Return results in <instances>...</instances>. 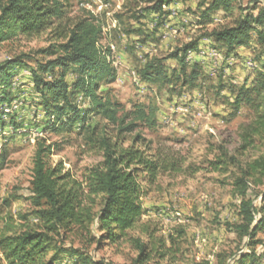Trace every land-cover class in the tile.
Masks as SVG:
<instances>
[{
  "label": "rangeland",
  "instance_id": "1",
  "mask_svg": "<svg viewBox=\"0 0 264 264\" xmlns=\"http://www.w3.org/2000/svg\"><path fill=\"white\" fill-rule=\"evenodd\" d=\"M153 1L69 0L66 14L71 22L91 16L101 25L100 44L110 49L115 78L102 84L99 91L115 103L118 115H127V123L136 107L150 105L157 109L156 128L136 122L132 132H122L124 140L119 144L127 146L140 135L138 143L146 144L174 168L160 171L152 182H141L140 223L147 230L137 227L114 242L98 241L102 232L93 224L88 230L75 228L60 233L55 237L56 243L79 249L103 264H234L249 251L247 239L239 238L231 226L239 222L241 201L235 181L249 163L264 159V127H258L259 97L254 92L246 93L237 108L232 103L241 88H251L259 74L264 76V53L254 35L247 46L229 55L224 54L220 44L202 37L196 50L188 53L205 49L213 52L214 59L212 53H204V60L189 54L187 64L201 67L194 88H182L181 82L173 79L145 82L138 72L150 58L160 59L167 74L178 72V62L169 56L173 51L213 28L232 26L246 14L256 16L258 9L264 8V0H234L230 10L219 11L211 15L210 21L203 22L199 20V0H171L163 6L162 10L169 13L163 20L149 9ZM137 29L141 33L128 34ZM53 38L45 32L0 41V61L21 57L33 67L36 61L49 59L39 51L54 43ZM231 59V63L221 62ZM73 78L74 74L66 76L69 81ZM0 90L8 93L7 100L0 102V112L4 104L15 100L20 103L15 122H11V115L2 117L4 124L0 128L5 133L0 138L1 144L5 143L0 151L1 237L21 228L42 227L31 193L38 138L54 145L47 157L48 166L77 180H82L87 170L103 158L98 143L85 138L87 133L80 124L44 129L48 118L38 105L40 98L27 67L14 69L9 87ZM76 103L81 111L89 107V100L81 94ZM105 124L114 136L118 128L99 116L89 115L86 122L96 125L95 138L101 136ZM258 178L255 174L247 185V194L257 206L263 205L264 193V176L257 184L254 181ZM8 227H13L10 233ZM256 237L264 243V230ZM137 240L149 247V258L144 262H137ZM255 251L264 254V244L255 246ZM72 263L69 255L61 258V264Z\"/></svg>",
  "mask_w": 264,
  "mask_h": 264
},
{
  "label": "trees",
  "instance_id": "2",
  "mask_svg": "<svg viewBox=\"0 0 264 264\" xmlns=\"http://www.w3.org/2000/svg\"><path fill=\"white\" fill-rule=\"evenodd\" d=\"M170 2L154 0L149 9L163 20L169 14L162 10L163 6ZM233 2L199 0V20L210 21L211 15L230 10ZM68 4L69 0H0V41L45 32L54 37V43L39 51L49 59L36 61L33 67L27 66L21 57L0 61V88L9 87L14 69L27 67L33 88L40 98L38 105L48 118L44 129L72 128L80 124V129L87 133L85 138L100 146L103 159L88 169L82 180H77L68 173L62 174L58 168L48 166L47 157L54 145L47 144L45 138L37 139L31 193L38 206L35 214L42 227L21 228L14 232H11L13 227H8L7 232L11 233L0 237V264H61L64 255L73 258L72 264H103L93 261L79 249L58 245L55 237L75 228L88 230L93 224L102 232L98 241L114 242L126 231L137 227L147 230L140 223L143 212L141 182H152L160 171L174 168L156 151L151 152L146 144L138 143L140 135H136L127 146L119 144L124 140L122 132H132L136 122H143L150 129L156 128L157 109L150 105L146 108L136 107L132 119L127 123V115H118L115 103L99 91L102 84L110 83L115 78V70L109 61L110 49L100 44L102 27L91 16L71 22L66 14ZM132 33L141 32L139 29L128 31V34ZM253 35L258 48L264 53V8H259L256 16L246 14L232 26L213 28L173 51L169 56L178 62V72L171 71L169 75L160 59L150 58L139 70V76L149 83L173 79L181 82L182 88L192 89L201 74V67L197 63L188 65L185 59L189 51L196 50L199 39H212L223 47L225 55H229L247 46ZM68 74H74L71 81L66 79ZM249 92L259 97L257 121L258 127H264L263 75L259 74L251 88H241L232 107L237 108ZM79 94L89 100V107L82 111L76 103ZM7 98L8 93L0 90V102ZM89 115L99 116L107 124L118 128L116 134L113 136L105 124L101 136L95 138L96 125H86ZM2 117L0 112V128L4 124ZM15 119L14 115L10 116L11 122H15ZM4 146L5 143L2 150ZM255 174L259 178L264 176V159L249 163L242 176L235 181L241 201L238 207L239 222L231 226L239 238L247 239L249 251L241 254L234 264H264V254L255 251V246L264 244L262 239L256 237L258 232L264 230V193L263 205L259 206L247 194L249 179ZM259 178L254 182L260 183ZM136 245L139 249L137 262L148 260L150 251L147 244L137 240Z\"/></svg>",
  "mask_w": 264,
  "mask_h": 264
},
{
  "label": "built area",
  "instance_id": "3",
  "mask_svg": "<svg viewBox=\"0 0 264 264\" xmlns=\"http://www.w3.org/2000/svg\"><path fill=\"white\" fill-rule=\"evenodd\" d=\"M204 53H212V59H214L213 52L206 51L205 49L203 50H198L195 53H188L186 56V62H189V54L196 55L197 57H200L204 60ZM222 61H228V63L232 62L231 60H221ZM20 109V103L17 102L16 100L13 101L12 103L4 104V106L1 108V114L3 117H7L10 115H17L19 113ZM4 131L0 132V138L4 135ZM2 150V144L0 142V151Z\"/></svg>",
  "mask_w": 264,
  "mask_h": 264
},
{
  "label": "bare ground",
  "instance_id": "4",
  "mask_svg": "<svg viewBox=\"0 0 264 264\" xmlns=\"http://www.w3.org/2000/svg\"><path fill=\"white\" fill-rule=\"evenodd\" d=\"M203 50V49H202ZM194 53V52H193Z\"/></svg>",
  "mask_w": 264,
  "mask_h": 264
}]
</instances>
